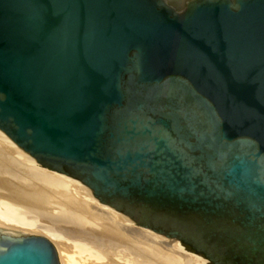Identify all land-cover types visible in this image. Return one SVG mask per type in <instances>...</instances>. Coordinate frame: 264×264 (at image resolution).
<instances>
[{"label": "water", "instance_id": "obj_1", "mask_svg": "<svg viewBox=\"0 0 264 264\" xmlns=\"http://www.w3.org/2000/svg\"><path fill=\"white\" fill-rule=\"evenodd\" d=\"M0 142L177 264H264V0H0ZM0 264H58L0 228Z\"/></svg>", "mask_w": 264, "mask_h": 264}, {"label": "bare ground", "instance_id": "obj_2", "mask_svg": "<svg viewBox=\"0 0 264 264\" xmlns=\"http://www.w3.org/2000/svg\"><path fill=\"white\" fill-rule=\"evenodd\" d=\"M0 151L5 152V154L7 153L14 160V163H16L15 166H17V168L18 167L24 168L25 171L30 170L33 173H36L37 175L43 174L42 176L40 175V178L46 177V179H43V183H44V180H47L48 183L54 184L58 187H60L61 183H64L62 185H64V186L66 185L69 190H63V191L68 192V194L69 193L73 194L76 197L77 202L80 203V204L76 203L77 206L73 209V211L69 210L70 211V213H69L70 223H72V226L74 227V231H75V234H74L75 239H73L74 241L70 240L72 244L69 242H68L69 244L67 243V245L71 244L70 245L71 247L67 246V247L71 248L70 250L66 249L67 248V247H65L66 245L63 246V244L66 243L67 241L63 239L64 242H62V237H60V235L55 232V230H56L55 228L53 230V227H51V228L49 227L51 230L50 229H49V231L47 230L48 235H42L41 234L42 236L46 237L51 242L52 246L54 247V251H55V255H56V259H57L58 264H60V263L61 264H88V263L89 264L90 263H92V264H113V262L109 263L108 260H110V259H112L114 261V263L116 261H118V262L121 261V264H130L128 258H125L124 256H123L124 258H119L120 255L118 254V252H119L118 246H119L120 242H122L123 245H125L124 247L133 248V249L138 250V253H140L142 256L144 255L143 257L149 256L154 261L155 264H177L174 259L168 258L167 256H165L161 252H159L156 249H154L153 247L149 246L148 244H146L145 242L140 240L138 237H136L130 231L134 229L141 237H145V238H148V239H151L154 241L162 239V234L157 233V232H155L149 228H145L143 226L130 223V219L125 218L123 213L115 210L112 207L104 205L103 203L97 201L94 197L85 195L84 190L80 185L69 181L68 175L57 174V173H54L52 171H49L47 169L40 168V167H30V166H28V160L17 157L12 152L11 146L6 145L2 142H0ZM2 157H3V154H2ZM2 160H3V158H2ZM2 160H1V163H2ZM6 160H7V158H6ZM6 160H4V161L6 162ZM10 162H12V161L10 160ZM21 170H23V169H21ZM8 171L13 172V173L15 172V171H10V170H8ZM4 174H5V172H4ZM30 175H33V174H31V172H30ZM6 178H8V177H6ZM11 180L12 179H10V181ZM20 185H21V183H20ZM16 188H17V186H16ZM63 191H62V193H63ZM59 193H60V191H59ZM55 196H58V195H55ZM55 196H54V198H55ZM48 197H50L49 193H48ZM63 197H67V195L66 196L64 195ZM56 199H58V197ZM61 199L62 198H60L59 201ZM48 200H49V203L52 207H55L57 205L56 204L57 202L54 199L51 200L49 198ZM74 201H75V199H74ZM63 202H64V200H63ZM59 206H61V205H59ZM11 207L12 206H10V208ZM48 207H49V205H48ZM4 216L2 218H4L5 220L3 221V223H1V225H3V226L2 227L0 226V228L8 230L10 232H19V231H13L12 228H14V230L16 228L17 230L23 231V229H21V227H22L21 225H22V223L24 225L25 224L24 222H21L20 220L16 221L14 218L12 219L11 217H8V216L4 217ZM13 222H17V223L19 222L20 225L19 224L18 225L12 224ZM29 225L30 224H28L27 226H29ZM7 228H9V229L11 228L12 230H9ZM29 228H32V226ZM41 228L42 227H40L39 229H41ZM41 230H39V231H41ZM24 231H26V229ZM45 234H46V232H45ZM115 243H118V244L114 245ZM171 244H172L173 249L189 256L188 264H203L204 263V261L201 259V257L197 253L187 250L178 240H175ZM100 248H102V250L105 248L111 249L110 259H109V257L107 258L108 262L104 260L103 252H102V255L100 254L101 252H99V254H100L99 255L98 250H95V249H100ZM93 250H95L94 251L95 253H93ZM108 252H110V251H107V253ZM74 254H75V257L78 256L77 259L76 258L74 259V257H73ZM106 256H107V254H106ZM105 259H106V257H105ZM153 261H151V262H153Z\"/></svg>", "mask_w": 264, "mask_h": 264}, {"label": "rangeland", "instance_id": "obj_3", "mask_svg": "<svg viewBox=\"0 0 264 264\" xmlns=\"http://www.w3.org/2000/svg\"><path fill=\"white\" fill-rule=\"evenodd\" d=\"M2 154H3V157H2ZM0 156H1L0 157L1 160L3 158L2 163L0 160V166H1L0 167V175H1L0 176V226L1 227L3 226V225H1V223H3V221L5 219L2 217L5 215L8 217H11L12 219L14 218L16 221L20 220L21 222L25 223L24 225H23V223L21 225L22 226L21 229H23V231L17 230L16 228L14 230V228H12L13 231H19L22 233H30V234L41 233L42 235H48L49 229L51 227H53V230L55 228L56 229L55 232L58 233L60 235V237H62V242H64L63 239L67 241L66 243L63 244V246L66 245L65 247H67V246L71 247L70 245L72 243L70 240L74 241L73 239H75V235H74L75 231H74V227L72 226V223H70L69 213H70V211H73V209L77 206L76 203H78V202H77L76 197L71 193L68 194V192L63 191V190H69L66 185H65L66 187L64 185H62L64 183H61L60 187H58L54 184L48 183L47 180H44V183H43V179H46V177L40 178V175L42 176L43 174L37 175L36 173H33L30 170L29 171L26 170L27 171L26 172L24 168H21V167L17 168V166H15L16 163H14V160L7 153L5 154V152H3V151H0ZM6 158H7V160H6ZM4 160H6V162ZM10 160L12 162H10ZM20 168L23 170H21ZM8 170L15 171V172L14 173L9 172ZM4 172H5V174H4ZM30 172L33 175H30ZM6 177H8V178H6ZM10 179H12V180L10 181ZM20 183H21V185H20ZM16 186H17V188H16ZM59 191H60V193H59ZM62 191H63V193H62ZM48 193H49L50 197H48ZM55 195H58V196H55ZM64 195L65 196L67 195V197H63ZM54 196H55V198H54ZM57 197H58V199H56ZM47 198L48 199L50 198L51 200L54 199L57 202L56 204L58 206L56 205L55 207H52ZM60 198H62V199L59 201ZM74 199H75V201H74ZM63 200H64V202H63ZM78 204H80V203H78ZM48 205H49V207H48ZM59 205H61V206H59ZM10 206H12V207L10 208ZM12 224L18 225L19 222L18 223L13 222ZM28 224H30L32 226V228H29L31 226L30 225L27 226ZM40 227H42L41 228L42 230L39 229ZM7 229H9V228H7ZM12 229L10 228L9 230H12ZM25 229L27 232L24 231ZM39 230H41V231H39ZM44 231L46 232V234ZM68 242L71 244L67 245ZM117 244L118 243H115L114 245H117ZM124 246L125 245H123V243L120 242V244L118 246V249H119L118 254L120 255L119 258H124V257L128 258L130 264H152V263L155 264L154 261L149 256H148L149 258L147 256L143 257L144 255L142 256L140 253H138V250L133 249V248L124 247ZM69 247H67L66 249L70 250L71 248H69ZM184 247L187 250L192 251L189 248H187L186 246H184ZM95 250H98V254H99V252H101L100 253L101 255L103 252V256H104L105 261L108 260L107 259L108 257L110 259V253H111L110 248H105L103 250H102V248H100V249H95ZM95 250H93V253H95L94 252ZM107 251H110V252L107 253ZM104 252L107 254V256ZM73 257H74V259L78 258V256L75 257V254ZM105 257H106V259H105ZM108 261H109V263L113 262V264H121V261L120 262L116 261L115 263L112 259H110ZM151 261H153V262H151ZM90 264H92V263H90ZM203 264H205V263H203Z\"/></svg>", "mask_w": 264, "mask_h": 264}]
</instances>
